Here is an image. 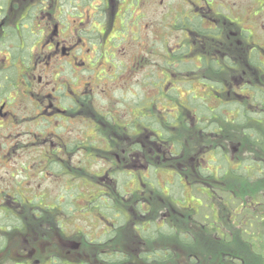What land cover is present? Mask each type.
Masks as SVG:
<instances>
[{
    "label": "flooded vegetation",
    "instance_id": "1",
    "mask_svg": "<svg viewBox=\"0 0 264 264\" xmlns=\"http://www.w3.org/2000/svg\"><path fill=\"white\" fill-rule=\"evenodd\" d=\"M171 1L180 0H0V264L122 263L104 257L122 249L113 242L119 240L118 233L105 239L119 229L117 219L122 215L111 194L118 190V180L111 178L115 171L101 172L112 182H96L93 197L77 206L74 162L78 156L81 170L89 169L92 137L99 142L95 159L99 166L126 162L121 149H115L117 139L124 137V152L128 143L136 151L132 146L136 140L124 136L141 130L137 121L141 108L124 98L136 95V83L109 85L123 67L117 54L125 51L117 47L127 36L142 38L144 30L145 47L153 50L152 43L148 45L154 33L152 11L169 9ZM182 1L185 8L193 9L173 22L183 42L168 49L167 57L180 52L193 58L189 52L194 53L195 68L209 70V74L202 72L200 81L209 86L217 103L233 93L253 97L249 85L264 89L263 68L257 65L264 47L251 42L255 35L250 23L264 16V0ZM79 16L84 18L73 24ZM263 37L255 38L264 43ZM105 42L109 48L102 50ZM128 62L130 70L138 69V59ZM98 63H107L99 75L106 76L108 83L96 88L90 74L83 73H90ZM109 67L114 73L106 71ZM250 74H259V80L252 81ZM86 90H95L97 118L84 109L91 99ZM75 141H80L76 149ZM131 173L134 179L137 174ZM96 193L103 205L96 204L94 212H89L93 208L84 211L96 200ZM79 210L87 216L81 218L80 227L79 218H74ZM84 224L88 227L83 228Z\"/></svg>",
    "mask_w": 264,
    "mask_h": 264
},
{
    "label": "rangeland",
    "instance_id": "2",
    "mask_svg": "<svg viewBox=\"0 0 264 264\" xmlns=\"http://www.w3.org/2000/svg\"><path fill=\"white\" fill-rule=\"evenodd\" d=\"M182 2V0L171 1L172 5L169 9H153V41L151 40L148 44L149 46L151 43L153 44V50L151 47H145L146 35L144 30L141 31L142 38L139 37V39L135 40L134 37L127 36L122 41L120 47H117V49L125 51L122 55L120 54V51L117 54L123 67L117 72V77H114L109 82L111 88L115 83L124 85H127L126 83H136L137 85L141 76L146 73L150 74L151 71L154 72V68H156L158 76L161 72H165L166 69H169L161 66V63L165 61L164 59L171 60L167 57L168 49H176L179 47V44L183 42L182 34L179 31V28L175 27L176 25H174L173 22H179L182 19L181 16L183 14H187L193 9V7L185 8ZM77 13L78 11L76 10L75 14ZM83 18L84 17L80 16L75 17L76 21L73 24ZM87 21L88 20L85 19V23H87ZM144 21L145 18H143L141 22L143 23ZM250 23H253V33L255 35L253 39L251 38V42L261 43L264 47V43L255 38L258 36H264V16L260 19V22L252 20ZM93 24L97 25L96 22ZM90 27L93 28L92 25H90L89 28ZM96 27L98 28V25ZM85 46L87 47V44H85ZM106 48H109L108 42L102 44V50H105ZM86 53L87 51L85 50L83 54ZM189 54L193 58H187L185 55L176 57L181 60L177 62L175 61V65H197L198 60L194 53L189 52ZM131 59L139 60V64L137 65L138 69L130 70L128 60ZM183 60H186L187 62H184ZM260 60H264V54ZM103 65L107 66V63L102 65L101 63H98L93 66L94 70L90 69V73L87 71L83 73V75L90 74V81L93 84H97L96 88L98 86L104 87V84L108 83L106 76L99 75ZM88 67L90 66L85 68ZM127 68L130 70L129 72L126 71ZM186 69L187 70L183 68L182 70H179L180 73L178 72L179 74H177V79L181 83L178 82V85H175L180 96L185 97L189 90H191L196 96L205 97L209 94L211 92L209 86L200 81L203 79L201 77L203 74L202 72L209 74V70H203L204 68L201 70L197 68L190 69L189 67H186ZM106 71L114 73L112 67H109ZM171 71L174 72L173 70ZM250 76L254 82L259 80V74H250ZM182 80L185 82L182 83ZM76 85L77 84H75V86ZM170 85V83L167 84V86ZM90 87L93 86L90 85ZM143 88L146 95L150 96L153 94V89L150 85H144ZM106 91H108L107 88ZM86 94L91 97V99L86 101L87 104L84 106V109L93 112L89 113V116L97 118L100 108L96 105V99L94 100L95 90H86ZM207 100L210 101V105H215L217 103L213 98H208ZM163 107L164 105L161 106L162 109ZM259 107L262 108L263 106ZM172 108L174 109V107ZM172 108H168L165 113H173L174 111ZM253 108L257 109L255 107ZM153 111L154 110H152V112ZM148 112L150 113L151 110ZM179 112V116L181 115L187 125L184 124L182 126H176L174 129H169L181 145V148L176 155L169 156L167 152L165 154L157 152L153 155L149 150L142 149L144 146H147V142L143 140V136L147 137L149 133L147 130H143V128L132 136L124 135L126 139H135L142 148L136 149L133 153L132 149L129 148L128 143L125 145L126 151L124 152L121 143V139L124 137L120 140L117 139L115 149H121L118 151L121 152V158H124L126 162L112 167L106 165L99 166L97 164L94 167L93 165L90 166L89 169L81 170L86 171L88 175L84 179H82V177L81 179L78 178L76 181L77 183H75L78 189L73 193L74 204L77 206L84 205L82 199H89V197L92 198L93 196L91 195L93 192L98 190L93 175L91 174L89 176V171L102 176L100 182H102V179L103 182H112V179L115 180L112 176V179L110 176L105 179V176L103 177L101 172H109L110 174V172L116 171L120 173L122 172L125 175L128 171H131L135 175L137 174L136 177L134 179L129 178L126 182L121 180V182H118L119 187L117 185L120 192L117 191L116 193H111L112 195H115V204L122 211L121 217L117 219V226L120 225V227L113 231V234L118 233L119 240L113 242H119L122 249L126 251L137 249L139 251L143 250L149 252L152 249H162L166 251L170 248L173 253L172 259L157 264H240L238 261H233V258L224 260L220 244H223L225 248L232 249L230 246H233L234 248H244L245 245L250 242L251 244H254L257 251L262 252L264 256V177L255 180L251 179V181L246 182L232 177H226L223 179L217 178L212 181V178H203L196 173L195 167L197 166V160L196 162L194 161L199 154V149L208 145L210 142L220 145L226 153V156L231 159L233 156L238 157V155L244 157L264 158V150L248 144L241 137L242 135L236 132L234 130L235 128L230 125H227L219 136L207 135L193 130L195 119L186 111L184 112V110H180ZM159 114H162V112ZM172 124H177V122L175 121ZM93 131L94 128L90 126V133H93ZM206 137L209 138L207 139ZM235 160H230L231 165L235 164ZM132 163H136L135 168H131ZM151 163L158 165V170L154 174H150V172L148 173L146 171V167ZM171 164H178V167L180 168L186 166V169H184L186 178L185 180H181V183L179 181L172 182L173 174H171V169L169 168ZM201 167H205V163L202 164ZM172 170L178 172L180 169ZM202 171L206 172L204 170ZM30 173L32 172L30 171ZM141 174H145L150 180H152L154 186H149L148 183L150 182H143L144 180H141ZM258 176L260 175H254L251 178H256ZM122 178L123 177H120V179ZM26 181L29 182L30 180L26 179ZM35 182L39 181L36 180ZM208 184H211L216 188L210 191L209 188L204 186H207ZM127 191L130 192L127 193ZM166 192H168V194L164 195ZM170 195L172 197H170ZM147 200L150 202L148 203ZM246 201L248 202L246 203ZM169 202H178L182 207H179V205L175 203L171 206ZM95 206L96 204L91 202L83 210L86 211L93 208L90 209L89 212H94L96 211V208H94ZM184 207L188 208L185 209ZM191 207V210H187ZM74 218H79L77 226L80 227L82 226L81 218H87V216L85 213L82 214L79 210L74 214ZM164 221H168L171 224L173 223L178 232L183 234L188 233L185 235H189L192 238L193 244L190 246L183 245L177 243V240L172 238H152L155 240L147 241L143 237H141V240L140 237L137 236L134 226L139 222H143L142 228L145 231L153 228L154 224H164ZM85 222L91 224V221L89 220H86ZM87 227L88 224L83 225V228ZM138 228L140 229V227ZM143 230L140 229L139 231L141 235ZM90 232L93 237V234L95 233L93 225H91ZM148 234L149 235L147 236H152L151 229ZM106 239L108 240L109 236H107ZM240 253L244 256L242 264H250L247 256H251V253L247 251H241ZM147 264H153V262H148Z\"/></svg>",
    "mask_w": 264,
    "mask_h": 264
},
{
    "label": "trees",
    "instance_id": "3",
    "mask_svg": "<svg viewBox=\"0 0 264 264\" xmlns=\"http://www.w3.org/2000/svg\"><path fill=\"white\" fill-rule=\"evenodd\" d=\"M153 46V44H152ZM180 52H174L172 54V57H169L171 60L164 59L161 63V66L165 68H169V72H161L158 76L156 72V68H154V72L151 71L150 74L146 73L145 75L141 76V79L136 85V95L133 93L126 94L131 95L130 97H125V101H127V104L135 105L137 108H141L138 110V127L143 130H147L148 136H143V140L146 143L147 146H142L139 143H133V147H137V149H147L150 151V153L156 154L157 152L161 154H167L169 156L176 155L179 149L181 148V145L179 141L174 137L172 132L169 129H174L176 126H182L187 125L186 121L182 119L181 115L179 116V111L184 110L191 117L195 119V124L193 127V130L199 131L200 133L207 134V135H214L219 136L220 133L223 132L225 127L227 125L232 126L235 128L234 130L241 134L242 138L250 145H254L259 147L260 149L264 150V89L258 88L256 85H249V91H252L251 94L254 96H241L240 94L233 93L231 96L225 95L221 98V101L219 103H216L215 105H210V101L207 99L213 98V95L211 93L207 94L205 97L202 96H195L191 90L187 92L185 97H181L179 94V91L176 87L178 85V82H180L177 79V74H179V70H182L183 68L186 69V67H189L190 69H194L195 66H186L185 64H177L175 65V61H180L181 59L176 58ZM252 63L253 60L251 61ZM257 65L261 66L263 68V75L260 74V77L263 76L264 78V62L259 60ZM209 66V65H208ZM173 70L174 72H172ZM179 72V73H178ZM182 82H185L182 80ZM264 83L260 79V83ZM170 83V86H167V84ZM175 83L176 85H173ZM181 83V82H180ZM143 85H150L153 89L152 96L146 95V92L144 91ZM248 91V92H249ZM247 92V93H248ZM129 93V92H128ZM250 94V92H249ZM212 97V98H211ZM256 100V101H254ZM260 102L261 104L259 106H263L260 108L258 104H253V102ZM121 102V104H123ZM164 105L163 109L161 106ZM174 107V109L172 108ZM253 107L257 108L254 109ZM260 109H259V108ZM168 108H172L174 111L173 113H165V111ZM180 109V110H179ZM151 110L149 113L148 111ZM152 110H154L152 112ZM162 112V114H159ZM176 114V116H175ZM177 122V124H172L174 122ZM259 124V125H258ZM207 139L209 137H206ZM80 142V141H78ZM75 141L74 149L79 147L77 145L78 143ZM210 142L209 144H211ZM206 145L203 148L199 149V154L195 158V162L197 160V166L195 167V171L197 174L202 176L203 178L210 177L214 180L217 178H226V177H232L236 178L240 181H251V179L255 180L257 178L264 177V158L263 157H244L241 155H238V157L233 156L232 159L228 158L226 156V153L221 148L220 145L212 143L211 145ZM99 142L96 138H90V144L88 146L89 153H90V166L97 165V158L99 156L96 152H98V146ZM163 157V156H162ZM235 160V164L231 165V161ZM194 162V163H195ZM238 162V163H237ZM205 163V167H201L202 164ZM95 164V165H94ZM80 165H82L80 158L77 156L74 162V168H73V175H74V191L75 189V183H77V179H84L87 177L88 173L86 171H81L82 168H80ZM92 167V168H93ZM90 168V169H92ZM171 174H173V181L172 182H180L181 180H185L186 173L184 172L186 169V166L184 167H178V164H171L170 167ZM172 169H180L178 172L174 171ZM158 170V165L155 163H151L146 168V171L150 174H154ZM202 170L206 171L203 172ZM124 172V171H123ZM93 175L94 182H100L102 176L96 175L89 171V176ZM120 174V175H119ZM111 175V174H110ZM115 175V176H114ZM114 175L112 174L114 179H117L118 182H121V180L126 181L129 178H133V175L130 171L126 173L125 175L121 172H114ZM118 175V176H117ZM254 175H260L256 178H251ZM120 177H123L120 179ZM143 178V179H142ZM180 178V180H179ZM200 178V177H198ZM141 180H144L143 182H151V184L154 183L152 180H150L145 174H141ZM181 183V182H180ZM171 184V183H170ZM149 185V183H148ZM151 186V185H149ZM205 187L209 188L210 191L212 189H215L216 187L209 185H204ZM100 191V190H99ZM96 198L100 195L96 193ZM164 195H167L166 193ZM170 197H172L170 195ZM98 200V201H97ZM148 203L150 201H147ZM248 201H246L247 203ZM97 205H103V201L98 198L94 202ZM176 204V202H169V204L172 206L173 204ZM178 204V202H177ZM181 207V206H179ZM96 208V207H94ZM185 209L188 207H184ZM97 209V208H96ZM191 208L187 210H191ZM76 210V209H75ZM195 212V210H194ZM165 223L162 225H153V228L151 229L152 236L149 235L148 232L150 229L143 230L142 224L143 222H139L138 226L140 225V229L143 230L141 237L146 239L147 241L153 240L152 238L159 239V238H172L176 239L177 243H181L183 245L190 246L193 244L192 238L188 235V233H180L176 230L175 225L171 224L168 221H164ZM153 229V230H152ZM176 237V238H175ZM154 239V240H155ZM153 240V241H154ZM246 244L244 248H234L233 246H230L232 249L225 248L223 244H220L224 260L233 258V261H238L240 264L244 261V256L240 252H250L251 256H247L249 258L250 264H264V256L262 252L257 251V249L254 247V244ZM219 246V248H220ZM242 249V250H239ZM246 249V250H245ZM142 251V252H141ZM237 251V252H235ZM141 252V253H140ZM136 264H147L148 262H153V264L166 262L173 257V253L168 248L166 251L162 249H152L149 252L143 251V250H136ZM132 255H130L128 252H117L112 251L109 254H106L104 257L107 260L113 261V263H116V261L119 262H125L127 261ZM101 258V254L99 255ZM103 258V257H102Z\"/></svg>",
    "mask_w": 264,
    "mask_h": 264
}]
</instances>
